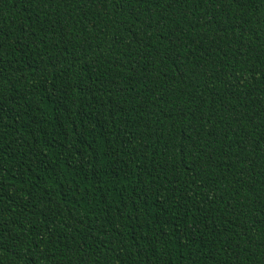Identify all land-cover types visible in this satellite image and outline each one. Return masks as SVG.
<instances>
[{
    "label": "trees",
    "instance_id": "1",
    "mask_svg": "<svg viewBox=\"0 0 264 264\" xmlns=\"http://www.w3.org/2000/svg\"><path fill=\"white\" fill-rule=\"evenodd\" d=\"M0 264H264V0H0Z\"/></svg>",
    "mask_w": 264,
    "mask_h": 264
}]
</instances>
